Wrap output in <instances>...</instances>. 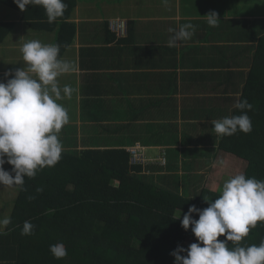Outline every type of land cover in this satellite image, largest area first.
<instances>
[{
  "label": "crops",
  "instance_id": "0c3cea01",
  "mask_svg": "<svg viewBox=\"0 0 264 264\" xmlns=\"http://www.w3.org/2000/svg\"><path fill=\"white\" fill-rule=\"evenodd\" d=\"M254 3L78 0L71 16L76 34L65 59L73 70L58 77L61 88L73 89L58 101L69 115L58 134L63 151H127L138 144L148 158L160 155L163 165L174 166L180 192L219 191L237 158L219 148L212 122L232 108L264 35V13L251 12ZM211 11L220 19L215 27L204 16ZM115 17L125 25L118 33L107 25ZM186 23L194 34L169 47V29ZM18 195V186L0 184V218L11 217L9 201Z\"/></svg>",
  "mask_w": 264,
  "mask_h": 264
},
{
  "label": "trees",
  "instance_id": "16d2710c",
  "mask_svg": "<svg viewBox=\"0 0 264 264\" xmlns=\"http://www.w3.org/2000/svg\"><path fill=\"white\" fill-rule=\"evenodd\" d=\"M77 1L64 0V15L49 23L41 6L29 5L21 11L14 0H0V11L6 14L9 9V14L20 19L21 30H33L20 40L16 23L0 19V81L8 79L5 72H12L8 63L18 60L10 56L6 45L1 46L5 42L19 50L20 56L22 46L31 40L58 44L59 58H67L76 34L71 16ZM107 25L109 28V20ZM24 67L28 68L25 61L15 69ZM244 99L252 105L244 110L252 131L218 135L219 148L245 161L247 177L264 180V35L240 93L231 99L232 108L221 115L241 114L234 105ZM11 168L9 164L6 169L10 174ZM175 170L157 162L131 163L128 151L119 148L62 151L54 167L39 170L33 178L25 177L23 186H18V197L9 201L11 223L0 234V264H173L172 251L178 245L186 249L196 238L191 226L185 230L180 219L172 218L179 208L181 219L190 205L206 208L219 194L206 189L180 192L179 178L172 174ZM192 216L198 219L197 213ZM36 217L40 218L38 228L23 235V223H32ZM133 240L138 241V247ZM261 241L264 222H258L240 244L259 245ZM56 243L65 246L66 257L56 259L51 254L49 246ZM233 246L230 241L229 247Z\"/></svg>",
  "mask_w": 264,
  "mask_h": 264
},
{
  "label": "clouds",
  "instance_id": "9594fccd",
  "mask_svg": "<svg viewBox=\"0 0 264 264\" xmlns=\"http://www.w3.org/2000/svg\"><path fill=\"white\" fill-rule=\"evenodd\" d=\"M167 3V0H162ZM21 11L26 6H41L49 23L64 15V0H14ZM207 24L215 27L220 20L215 11L205 14ZM172 36L168 46L188 40L194 34V25L186 23L179 29H169ZM28 70L21 68L5 72L11 77L0 81V184L23 186L25 177L33 178L45 167H54L63 151L59 133L69 122L67 109L58 101L70 97L73 89L58 83V77L70 73V62L59 58L58 44H44L39 40L26 42L21 48ZM234 107L241 114L225 116L212 122L220 136H231L237 131L250 133L252 122L247 112L252 105L246 99L237 100ZM12 166L11 174L3 165ZM163 165V164H162ZM207 200V199H205ZM197 213L198 219L192 214ZM181 217L179 208L173 220L180 219L183 229L191 232L196 242L186 249L177 246L172 251L173 264H264V241L259 245L243 246L258 222H264V180L247 177L243 172L225 180L214 201L204 209L190 205ZM11 223L10 217L0 218V234ZM34 225L25 221L23 235H31ZM223 236L224 239H219ZM233 247H229V242ZM56 259L67 256L62 243L49 246ZM186 255H181L185 253Z\"/></svg>",
  "mask_w": 264,
  "mask_h": 264
},
{
  "label": "rangeland",
  "instance_id": "374dc122",
  "mask_svg": "<svg viewBox=\"0 0 264 264\" xmlns=\"http://www.w3.org/2000/svg\"><path fill=\"white\" fill-rule=\"evenodd\" d=\"M253 1H254L255 3H254V5L252 6L253 8H251L250 11H251V12H254V11H260L261 13H264V0H253ZM257 2H258V4H257ZM257 7H259V8H257ZM10 9H11V8H10ZM11 10H13V9H11ZM8 12H10L9 9H8V11H7L6 14H4L3 11H0V19H1V20H3V19L10 20V21H13V22L16 23V26H15L14 29L20 32V40L23 38V36L26 35V33H28V32H32V31H33V30H31L30 28H26V27H23V29L21 30V25H20V23H19V22H20V19H18L17 16H12V15L9 14ZM7 14H8V16H7ZM20 30H21V31H20ZM20 42H21V41H20ZM5 44H6V42H5L3 45H1V46H4ZM9 50H10L11 52H13V53L15 52V50H14L13 48H10V47H9ZM11 57H14L15 59H18V58L20 57L19 50L16 51L14 54H12ZM22 60H23V54H22V56H21L20 59L14 61L13 63H8V67L10 68V70H14V71H15V67H16V65H17L20 61H22ZM23 61H24V60H23ZM3 82H6V80L3 81ZM151 156H156V154H153V155H151ZM156 158H158V159L162 162L163 156H160V155H159V156H156ZM236 158H237V159H233V160H235V162L233 163V165H230V167H229V166L227 167V168H230V169H229V172L227 173L228 175H225V176H224V179L227 180V178H230V177L234 176V175L237 174V173L243 172L245 161H244L242 158H240V157H237V156H236ZM229 161H230V162H233V161H231V160H229ZM159 164H163V163H159ZM221 183H224V181H222ZM221 183H219L220 185L217 184L216 189H217V188L219 189V188L222 186ZM32 224L34 225V229H35V228H38V226L40 225V218H39L38 220H37L36 218L32 219ZM133 243H134L135 247H138V246H139L138 241L133 240Z\"/></svg>",
  "mask_w": 264,
  "mask_h": 264
},
{
  "label": "built area",
  "instance_id": "2783aa9c",
  "mask_svg": "<svg viewBox=\"0 0 264 264\" xmlns=\"http://www.w3.org/2000/svg\"><path fill=\"white\" fill-rule=\"evenodd\" d=\"M124 22L120 19L112 20L109 21V29L112 30L115 33H118V31H123L124 30ZM128 153L130 156V162L131 163H152V162H157V163H165L164 158L162 159V162L158 158H146L144 154V147L140 145L136 146H131L128 148Z\"/></svg>",
  "mask_w": 264,
  "mask_h": 264
}]
</instances>
